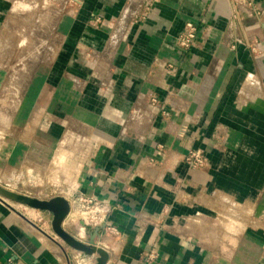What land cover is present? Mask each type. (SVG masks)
Segmentation results:
<instances>
[{"label": "crops", "instance_id": "obj_1", "mask_svg": "<svg viewBox=\"0 0 264 264\" xmlns=\"http://www.w3.org/2000/svg\"><path fill=\"white\" fill-rule=\"evenodd\" d=\"M237 1L0 0V181L94 199L65 228L104 226L106 264H264V16ZM51 221L0 198V264H92Z\"/></svg>", "mask_w": 264, "mask_h": 264}, {"label": "water", "instance_id": "obj_2", "mask_svg": "<svg viewBox=\"0 0 264 264\" xmlns=\"http://www.w3.org/2000/svg\"><path fill=\"white\" fill-rule=\"evenodd\" d=\"M0 198L51 213V226L58 237L71 248L83 253L85 258L93 259L94 262L92 264H106L108 252L103 247L98 246L96 241L101 236L104 226L96 227L87 240L77 238L65 228V222L69 214L76 207L78 208L75 198L69 199L63 195H58L50 199H41L34 195L13 191L1 183Z\"/></svg>", "mask_w": 264, "mask_h": 264}, {"label": "built area", "instance_id": "obj_3", "mask_svg": "<svg viewBox=\"0 0 264 264\" xmlns=\"http://www.w3.org/2000/svg\"><path fill=\"white\" fill-rule=\"evenodd\" d=\"M239 5V9H237V14L240 12V6L246 7L248 9V13L252 16H264V9L254 7L248 0H239L237 1ZM151 7V4L147 5V9ZM253 7V8H252ZM199 28L194 22H187L183 31L177 38V45L184 51L193 46L196 41L198 35ZM156 101V100H154ZM186 162L191 165L192 167H205L208 164V159L204 155V153L200 150L192 151L187 157ZM75 202L77 203L79 212L82 213L83 217L82 220L84 221L85 225L87 223L95 225L101 224L104 221V208L99 206L98 203L92 198H76Z\"/></svg>", "mask_w": 264, "mask_h": 264}, {"label": "rangeland", "instance_id": "obj_4", "mask_svg": "<svg viewBox=\"0 0 264 264\" xmlns=\"http://www.w3.org/2000/svg\"><path fill=\"white\" fill-rule=\"evenodd\" d=\"M52 3H50V5H51ZM36 18H37V14H36V16H35ZM47 17H49V16H47ZM47 21H49V19L47 20ZM50 22H52V21H50ZM34 38V37H33ZM35 39H36V37H35ZM32 40H30V42H31ZM31 47H33V45H30ZM22 47V46H21ZM21 47H20V49H21ZM34 48H36L37 49V46H34ZM15 49H16V47H15ZM45 50H46V56L48 55V54H51V55H49V56H47V58L48 57H53V48L51 47V46H49V45H46V48H45ZM31 51V50H30ZM49 63V62H48ZM48 63H46V64H48ZM4 84V83H3ZM2 112V111H1ZM1 113H0V123H1V121H3L4 120V122H5V118H3L4 117V115H2V118H1ZM7 121H8V117H7ZM9 126V125H8ZM14 128H16V127H14ZM18 128V130L19 129H21V127H17ZM12 130V127H6V124H0V150L2 149V148H4V144H5V135H6V130ZM48 133H50V134H52V131H50V130H48L47 129V134ZM47 147V151L48 150H52V148H50L48 145L46 146ZM53 177V176H52ZM52 177H51V174L50 175H47L46 174V178L44 179V181H40V183H41V187H44L45 185H48L49 187H53V185H54V181H53V179H52ZM5 179L6 178V175L5 174H0V180L1 179ZM42 179V178H41ZM36 182H37V180H36ZM0 183L1 184H5V181L4 180H2V181H0ZM50 184H53V185H51L50 186ZM25 185L27 186L28 184L27 183H25ZM12 190V189H11ZM13 191H17V192H22L21 190H14L13 189ZM28 191V190H27ZM54 191H55V189H54V187L52 188V189H49V190H47V192L45 193L46 195H48L47 197H45V195H42L41 197H43V198H41V199H44V198H48V197H50L52 194H54ZM38 192V191H37ZM52 192V193H51ZM72 213L74 214V215H76V216H78V217H81V212H79L78 211V208L76 207L74 210H72ZM66 228H68L69 227V222H67V224H66V226H65Z\"/></svg>", "mask_w": 264, "mask_h": 264}, {"label": "bare ground", "instance_id": "obj_5", "mask_svg": "<svg viewBox=\"0 0 264 264\" xmlns=\"http://www.w3.org/2000/svg\"><path fill=\"white\" fill-rule=\"evenodd\" d=\"M10 91V90H9Z\"/></svg>", "mask_w": 264, "mask_h": 264}]
</instances>
